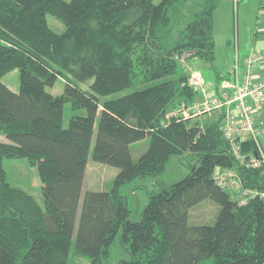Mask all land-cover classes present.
I'll return each mask as SVG.
<instances>
[{"label":"trees","instance_id":"obj_1","mask_svg":"<svg viewBox=\"0 0 264 264\" xmlns=\"http://www.w3.org/2000/svg\"><path fill=\"white\" fill-rule=\"evenodd\" d=\"M186 1L0 0V134L8 140L0 143V264H71V256L108 264L116 242L128 256L120 264H264V165H240L221 115L205 127L172 115L178 97L190 104L198 93L185 62L216 60L213 14L221 0H193V19L175 37L177 7ZM48 15L63 33L49 27ZM16 70L18 92L2 82ZM61 79L64 93L48 92ZM67 104L84 114L65 127ZM146 139L135 162L131 146ZM254 150L248 141L242 153L250 158ZM185 153L198 163L150 193L133 221L123 190L162 175ZM5 159L36 169L44 207L9 184ZM91 160L119 170L111 190H84ZM218 169L234 170L257 195L241 205L240 191L217 184ZM206 200L220 207L215 224L191 226L190 211Z\"/></svg>","mask_w":264,"mask_h":264},{"label":"rangeland","instance_id":"obj_2","mask_svg":"<svg viewBox=\"0 0 264 264\" xmlns=\"http://www.w3.org/2000/svg\"><path fill=\"white\" fill-rule=\"evenodd\" d=\"M70 2L71 0H64ZM221 0L217 10L213 14L215 57L214 63L203 59H191L185 62V71L188 73L198 72L201 74L207 86L217 85L219 77H224L233 81L232 74L239 66L240 82H244L247 68L246 60L253 54H264V0ZM197 7L193 0L186 1L177 7V13L172 26L173 36H177L181 30L193 19ZM47 22L49 27L56 33L65 31L64 24L57 18L48 15ZM12 91L18 92L20 88V73L18 70L11 72L2 79ZM84 90H88V84H82L73 81ZM66 80L57 81L53 88H48V92L55 96L62 95L65 90ZM145 85H139L143 88ZM134 87L107 97L108 100L117 99L127 93L137 90ZM214 92H210L207 97H212ZM184 97L176 99V106L184 102ZM205 98L200 93H195L191 104L203 102ZM253 104V103H251ZM170 110L169 112H171ZM83 115L84 112L72 111L71 105L67 104L65 109V127L68 126L71 117L74 115ZM258 115L264 123V105L259 110ZM219 119L218 112L207 115H201L195 119L196 123L202 126L212 125ZM264 127V126H263ZM7 143L8 140L0 134V143ZM261 144L264 149V133L261 136ZM150 139L133 144L131 146L132 158L137 162L148 150ZM198 163V157L191 153H185L179 156H173L167 164L166 171L155 178H148L143 181H136L133 185L125 188L124 195L127 196L131 204L133 221L139 219V214L149 202V194L160 189V185H170L179 182L185 178L190 170ZM4 168L7 173V181L13 187H18L31 194L41 207H44L42 183L37 176L36 169L32 167L27 159H5ZM119 170L114 167L105 166L94 161H90L88 174L85 181V191H108L113 187L114 179ZM243 196V195H242ZM239 194L234 195V199H243ZM220 213V207L206 200L190 211L189 224L191 226L215 224ZM128 258L126 251L116 242L112 248L111 258L108 264H120L122 259ZM71 264H90L87 258L71 256Z\"/></svg>","mask_w":264,"mask_h":264},{"label":"built area","instance_id":"obj_3","mask_svg":"<svg viewBox=\"0 0 264 264\" xmlns=\"http://www.w3.org/2000/svg\"><path fill=\"white\" fill-rule=\"evenodd\" d=\"M247 73L244 82H240L239 66L232 74L233 81H220L216 86H207L200 73L191 75L190 86L205 98L203 102L189 104L184 101L181 109L172 115L179 118H195L201 115L218 112L222 116L221 130L224 139L230 144L234 156L240 165L256 169L264 165V149L261 136L264 133V123L258 115L264 105V54H253L246 60ZM258 68V72L255 70ZM257 81V82H256ZM212 97H207L210 92ZM251 102L253 104H251ZM248 141L254 144V153L247 158L242 151ZM218 185L230 191H240L244 197L241 205L257 195L256 191L245 188L237 172L231 169H218L215 174Z\"/></svg>","mask_w":264,"mask_h":264},{"label":"crops","instance_id":"obj_4","mask_svg":"<svg viewBox=\"0 0 264 264\" xmlns=\"http://www.w3.org/2000/svg\"><path fill=\"white\" fill-rule=\"evenodd\" d=\"M256 72H258V68L255 70ZM261 78H264V75H260ZM257 82V81H256ZM252 103V102H251ZM219 114V113H218ZM219 118H220V114H219ZM88 169H89V166H88Z\"/></svg>","mask_w":264,"mask_h":264}]
</instances>
